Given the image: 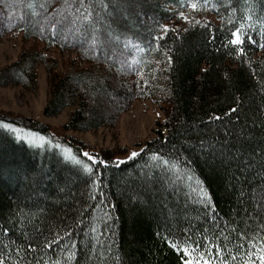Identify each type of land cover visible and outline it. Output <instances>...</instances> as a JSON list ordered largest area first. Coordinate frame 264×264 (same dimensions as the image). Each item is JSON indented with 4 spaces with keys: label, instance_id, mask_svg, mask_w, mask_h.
Instances as JSON below:
<instances>
[{
    "label": "trees",
    "instance_id": "16d2710c",
    "mask_svg": "<svg viewBox=\"0 0 264 264\" xmlns=\"http://www.w3.org/2000/svg\"><path fill=\"white\" fill-rule=\"evenodd\" d=\"M26 2L0 0V38L19 34L22 41L17 58L0 68V85L34 92L43 65L48 84L43 113L57 116L68 109V116L55 134L37 119L0 111V227L10 230L0 233V251L7 253V264L17 255L14 244L5 247L9 238L25 243L36 237L38 243L43 237L37 232L49 230L63 238L58 245H78L70 264H184L187 257L172 243L186 236L222 244L233 255L245 239L242 233L264 239V153L257 151L264 148V0H209L196 10L188 6L196 0H103L109 7L95 45L93 29L81 31L79 23L67 38L40 31L46 21L28 16ZM62 3L50 0L47 12ZM22 14L28 19L21 20ZM240 24L242 38L252 41L231 45ZM108 31L118 38L115 47L122 55L105 56ZM161 34L164 39L153 41ZM53 50L72 56L60 68ZM110 97L113 104L104 106ZM135 100H151L161 112L155 135L138 143L135 158L119 161L125 147L95 148L68 133L113 127ZM232 108L238 111L231 114ZM215 116L221 119H210ZM13 126L46 141L29 143ZM152 153L178 159L177 171L185 178L178 180ZM249 161L253 166L245 167ZM93 227L95 233L86 237L84 231ZM53 251L45 259L59 256L63 264L61 247Z\"/></svg>",
    "mask_w": 264,
    "mask_h": 264
},
{
    "label": "snow or ice",
    "instance_id": "6c2138e0",
    "mask_svg": "<svg viewBox=\"0 0 264 264\" xmlns=\"http://www.w3.org/2000/svg\"><path fill=\"white\" fill-rule=\"evenodd\" d=\"M202 2L204 7L208 6L209 0H196V2H191L188 4L190 8L196 10L198 8V4ZM50 6V0H43V2L37 4L36 0H27V2L23 5V7L27 10H30L28 16L30 17H39V20L46 21V24L40 25V31H44L45 28L51 30V35L53 37L59 36L61 34L67 35L75 28L77 23H79V30L83 31L85 27H91L93 29V45L99 40L101 35V28L100 21L105 19L103 13H105L109 7V3L103 2L101 0L100 3H97L96 0H63V3L54 10L53 13H48L47 9ZM39 8L41 11H37ZM179 15L184 18L188 19V17L184 16V13L181 12ZM21 20L28 19L27 16L21 15ZM39 20L36 22L39 23ZM31 22V21H29ZM244 28V24H240L239 27H235L231 33L232 39L229 41L231 45L240 46L246 40L252 41L251 36L243 37L241 35L242 29ZM168 27L164 26V33H167ZM153 41H159L164 39V34L160 36H155L152 38ZM118 42L117 40L114 41V38L111 35V32L108 31L105 39L103 41L104 45V54L107 57L109 53L113 56L122 55L123 53L115 47V43ZM254 42V41H253ZM140 51H144V49H139ZM241 51L243 49L241 48ZM238 111V108L230 109L231 114H235ZM212 120H219L221 117L215 116L210 117ZM4 127L10 128L11 125L5 124ZM226 135L231 136L233 135L231 130H228ZM243 135V133H241ZM43 139V138H41ZM204 146V142H201V147ZM66 152L70 154V149H65ZM257 151L264 153V148H257ZM85 156L89 157L92 160L93 166L97 163L96 158L92 157L89 153H84ZM139 155L137 152L131 153V158H135ZM152 159L158 163L163 164L165 167H168L170 170H173L176 174L178 180H182L185 177L181 176L177 169L179 166V160H169L165 159L160 156L159 153H152ZM74 163L80 164L81 161L76 160L72 157ZM99 163L104 164L107 166V162L99 161ZM254 161H249L245 164V167H252ZM261 168L264 170V156H262L261 161ZM93 166L88 164H84L83 168L85 172L91 174L93 173ZM185 175L189 182H191L192 177L187 175V169H185ZM96 184V181L93 182ZM197 191L202 192L203 190L199 188L195 189ZM264 191V189H262ZM203 198V197H202ZM107 216V214H105ZM110 218V217H109ZM83 223V221H81ZM107 227V224L105 225ZM264 227V226H262ZM9 228L7 227H0V233L7 234L9 232ZM83 231V230H82ZM96 229L90 228L88 231H84V235L87 237L89 232L95 233ZM105 233L101 232V235ZM72 233L70 231L65 232V236H71ZM242 237H245L243 243L235 249L236 255H233L231 251H227L225 246L222 244H213L211 242L204 244L200 241H194L191 239L190 236H186L184 241L181 244L172 243V247L181 249L183 254L187 257L184 260V264H230V262L237 261L238 257H247V259L242 261V264H255V260L253 257H257L259 260V264H264V239H252L246 238L245 234H241ZM42 236L43 238L36 242V237H30L25 243H16L14 240L9 238V245H5V247H11L13 244L15 245L14 251L16 252V258L13 261V264H61V258L56 256V259H52L49 257L45 259V256L48 255L49 251L53 252V256H55V252L53 251L56 246L61 247V251L65 253L63 264H70L71 261L76 259L77 252L76 249L78 245L75 241H71V247L67 245H60L57 242H62V237L59 233H53L49 230L48 235H43L40 232H37V237ZM98 240V237L96 238ZM207 240V237H204ZM183 245V246H182ZM247 245L245 252H240L239 248L244 247ZM215 249V251H213ZM93 250H95V245H93ZM9 257L7 253L0 251V264H7Z\"/></svg>",
    "mask_w": 264,
    "mask_h": 264
},
{
    "label": "rangeland",
    "instance_id": "374dc122",
    "mask_svg": "<svg viewBox=\"0 0 264 264\" xmlns=\"http://www.w3.org/2000/svg\"><path fill=\"white\" fill-rule=\"evenodd\" d=\"M21 37L19 34H5L0 38V68L14 61L21 50ZM51 53L60 60V68L72 55L66 51L53 50ZM37 89L34 92L26 91L21 86L0 85V111L37 119L50 125L55 134L60 133L61 125L67 120L68 109L57 116H45L43 108L48 97V84L46 71L43 65L38 67ZM113 85H118V79L112 78ZM115 102V100H114ZM102 104L111 106L113 100L105 99ZM161 117V112L151 100H135L130 108L121 114L113 127H101L89 131H69L95 148H121L125 153L118 155L117 160L124 161L131 158L132 152H139L142 148L138 143L155 135L152 128L155 120ZM15 132L29 143L42 144L46 139L32 131L13 126ZM43 138V139H41ZM61 153L66 157L65 147H60ZM71 154V152H70ZM73 154H71V158ZM73 160V159H72Z\"/></svg>",
    "mask_w": 264,
    "mask_h": 264
}]
</instances>
